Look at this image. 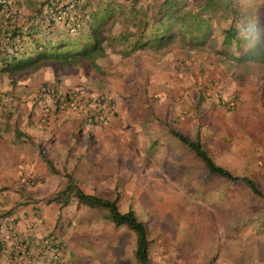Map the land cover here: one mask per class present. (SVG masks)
Segmentation results:
<instances>
[{"label":"rangeland","instance_id":"obj_1","mask_svg":"<svg viewBox=\"0 0 264 264\" xmlns=\"http://www.w3.org/2000/svg\"><path fill=\"white\" fill-rule=\"evenodd\" d=\"M39 2L22 0L5 10L26 18L33 25L27 28L32 30L33 40L47 43V38L56 40V35L39 32L37 20L30 16ZM124 26L119 18L116 28ZM217 27L213 25L214 35ZM25 36L22 44L29 47L31 33ZM36 49L32 43L27 52ZM106 54L109 56L102 57L113 71L104 76V84L89 86V80L81 78L82 83L75 78L82 72L83 77L97 79L98 71L87 62L61 68L44 65L37 71L14 74L19 80L31 76L29 85L22 88L31 104L38 84L51 82L61 87L65 84L63 78L66 89L80 86L83 93L103 92L114 98V113L121 117L112 126H94L110 138L96 135L95 128L87 123L79 125L83 136L76 128L73 130L78 135L67 134L79 141H70L67 157L77 160L86 190L106 197L116 190L121 192V209L133 206L147 225L153 264H264V211L257 197L243 183L206 179L204 164L175 143L165 125L155 118L156 114L192 137L199 130L205 147L219 164L236 174L253 177L264 190V66L238 64L216 52L213 42L186 49L179 39L132 55L123 56L109 49ZM107 86L118 90V94L112 95ZM204 87L207 90L199 103V92ZM233 93L237 99L229 108L227 101ZM149 109L154 114L147 119ZM58 113L45 116L47 125ZM86 135L90 140L83 139ZM35 143L38 152L43 149L41 140ZM35 175L31 171L27 176ZM21 177L22 182L26 176ZM48 204L42 208L44 213L40 211L43 225L37 224L42 226V233H31L32 228L18 230L30 245L54 229L68 241L63 244L67 264H136L132 253L135 234L131 229L104 220L97 209L72 204L61 211L57 203ZM75 227L78 230L72 231ZM110 238L112 243H103Z\"/></svg>","mask_w":264,"mask_h":264},{"label":"trees","instance_id":"obj_2","mask_svg":"<svg viewBox=\"0 0 264 264\" xmlns=\"http://www.w3.org/2000/svg\"><path fill=\"white\" fill-rule=\"evenodd\" d=\"M11 1L10 4L0 2V11L3 8H12L22 0ZM39 1L36 6H33L30 16H34L37 20L36 24L40 26L39 32L53 37L56 35V40L47 38V43L34 41L32 30L30 32L28 30L33 28V25L28 24L27 19L15 11L4 10L3 16L11 31L2 33L0 27V40L4 43L0 47V54L12 53V56L3 62L1 70L18 74L41 69L44 65L61 68L87 62L98 73L107 72V59L104 60L102 56H109L106 54L108 49L123 56L132 55L147 47L161 48L175 39H179L186 49L213 42L216 52L235 59L238 64L254 62L264 66V0H194L193 2H190L191 0H147L144 4L140 3V0ZM6 11H8L7 16H5ZM119 18L125 22V26L117 29L116 24ZM213 25H218L216 35L213 33ZM30 33V41L36 44L37 49L28 53L29 48L22 50L20 46L22 38H27L25 35ZM18 53L28 55L20 57ZM206 90L205 87L200 90L199 103L205 96ZM54 97L57 110H73L81 115L83 123H89L88 118L76 105L69 102L70 99L67 96L63 97L65 102L57 99V96ZM229 97L227 106L232 108L237 94L233 93ZM110 101H113V104L110 103L108 108L111 117L107 124L112 123V114L115 112L114 98L111 97ZM44 102H46L44 99L35 97L34 105L40 106V115L35 124L30 112L28 124L37 125L38 128L47 125L46 115L43 112V106L46 104ZM156 119L165 125L174 140L204 164L206 179L214 177L235 185L245 184L257 197L258 205L264 211V190L253 177L236 174L219 164L205 147L199 130L192 137L170 125L165 119L158 116ZM105 124L94 122L88 125L101 127ZM39 153L52 172H61L54 167L43 149H39ZM67 168L64 164L61 185L47 200L59 203L60 207L75 204L97 209L104 218L113 221L115 225H123L131 229L135 234L132 253L136 264H153L150 257L152 239L148 236L147 225L138 216L133 206H129L126 210L121 209V192L116 190L113 196L106 197L94 191H87L83 186V180ZM37 181L36 178L29 177L22 183L34 184ZM261 224L264 226V222ZM52 233L54 229L48 234L44 233V237H49L53 235ZM60 241L64 244L62 238ZM4 247V244L0 242V248Z\"/></svg>","mask_w":264,"mask_h":264},{"label":"crops","instance_id":"obj_3","mask_svg":"<svg viewBox=\"0 0 264 264\" xmlns=\"http://www.w3.org/2000/svg\"><path fill=\"white\" fill-rule=\"evenodd\" d=\"M4 10L5 9L3 8L0 11V27L2 33L11 31L3 16ZM31 45L32 43L29 44V47ZM18 55L21 56V53H18ZM22 55L24 57L26 56L24 54ZM11 56L12 55L5 54L4 52L0 55V225L8 218H13L14 220L16 218V226L19 231H29L28 229L32 228L30 230L31 233L34 231L36 232V230L39 233H42L43 231L39 230V228L42 227H40V225H43L40 213L43 212L42 208L47 203H49L48 205L57 203L55 201H48L47 198L52 196L61 185V181L63 180V165L65 164L68 167V170L77 173V175L75 174L77 177L79 176V178H81L80 176H83L81 170L77 168V160H68L67 157V152H69L67 149L70 148V141L74 140L71 137H67V134L78 135L77 132H74L73 130L76 128L79 129L80 135L83 136L82 129L79 128V125L83 124V121L82 117L76 113L74 114L73 111L70 112V110L61 109L56 111L60 112L58 115L56 114V118L52 121L50 120L48 125L43 128H38L37 125L34 126L32 124V126L28 124L27 119L30 112L31 118L36 124V120L40 115V106L34 105V103L31 104L29 99L25 97L26 92L22 89L25 84L29 85V78L31 76L27 79L19 80L16 75L1 70L3 62L10 59ZM106 69L107 72L101 71L98 73V77H95L97 79L91 77L88 78L87 76L83 77L85 73L82 72H80L81 77L75 78H78L82 83L85 82H83L81 78L87 81L89 80V86H94L95 84L100 83L104 84V76L108 74L109 71H113L109 67H106ZM91 80H93L92 83H90ZM99 80L101 81L99 82ZM63 82L65 84L60 85V88L66 89V81L64 78ZM107 88L112 95L118 94V90H115L111 86H107ZM116 110L118 111L117 105ZM151 114H154V112L152 113L149 109L146 118L149 119ZM120 117L121 114L115 115L114 113L111 118L112 123L109 126H112L114 121H118ZM93 128H95L94 132L96 135H108V138L111 137L110 134H104L106 131H102L94 126ZM119 128H122V126H119ZM115 129L113 132L117 133V130ZM140 134H143V131H140ZM86 138L90 140L88 135L83 137V139ZM35 140H41L40 147L44 146L43 151L46 152L47 158H49L51 162L54 161V163L52 162L54 167L61 172H52L42 156V160H38V157L40 156L38 149H36ZM74 141L75 143L79 142L78 140ZM31 171L36 174L35 176L38 180L37 183L23 184V181L21 182V180H23L21 177L22 174L26 176L24 177L25 179L28 178L27 175ZM92 177L93 175L91 178ZM83 186L85 188L84 183ZM99 187H101V185H99ZM57 205L59 210H65V206L60 207L59 203H57ZM60 214L61 213H59L58 216ZM58 216L55 218L54 223H56ZM103 219L107 220L104 217ZM94 222L99 223L96 219ZM39 223L40 225H37ZM30 225L32 227H30ZM77 228L79 227H75L72 231H77ZM61 238L63 239L64 244L67 245L68 241H66V238L62 236ZM103 243H112V238H110L109 241L104 240ZM116 243L115 240L114 244ZM98 244H100V242H98ZM106 254L112 256L110 252H106ZM0 264H12L8 250L5 248H0Z\"/></svg>","mask_w":264,"mask_h":264},{"label":"built area","instance_id":"obj_4","mask_svg":"<svg viewBox=\"0 0 264 264\" xmlns=\"http://www.w3.org/2000/svg\"><path fill=\"white\" fill-rule=\"evenodd\" d=\"M0 2L10 4L12 1L0 0ZM7 12H5V16L8 15ZM37 95L42 99L57 96L60 101H64L63 97L67 96L70 99L69 102L78 107L81 113L88 118L90 124L97 122L103 125L111 117L108 108L110 103L113 104V101H110L112 96L106 93L91 94L85 98V93L82 90L72 89L68 94L67 92L60 93L56 92L54 85L48 84L40 86ZM47 111L45 109L44 115H47ZM12 222L14 219L8 218L0 225V242L8 250L12 264H67L59 233L54 231L53 235L40 237L36 239L34 245H30L24 237L19 236L16 222ZM38 246L41 250L37 251Z\"/></svg>","mask_w":264,"mask_h":264},{"label":"clouds","instance_id":"obj_5","mask_svg":"<svg viewBox=\"0 0 264 264\" xmlns=\"http://www.w3.org/2000/svg\"><path fill=\"white\" fill-rule=\"evenodd\" d=\"M23 39V38H22ZM0 42H1V46H3L4 45V43H3V41H1L0 40ZM33 42V41H32ZM22 43H23V40H22ZM21 43V46H20V48L22 49V50H24L26 47H24L23 46V44ZM0 46V47H1ZM24 55H26V54H24ZM27 56V55H26ZM20 57H24L22 54H21V56ZM32 71H35V70H32ZM32 71H28V72H32ZM37 71V70H36ZM26 72V71H25ZM48 84H50V85H54V87L56 88V92L58 91V92H60V93H62V92H68V90H72V89H78V90H82L83 92H85L84 91V89L82 88V87H80V86H74V87H72V88H68V89H61L56 83H51V82H41L40 84H38L36 87H35V89H34V93H33V97H34V100H35V97H38V95H37V91L39 90V88H40V86H42V85H48ZM100 93H103V92H100ZM91 94H97V93H85V98H87L89 95H91ZM39 98V97H38ZM46 102H44V110H43V112H45V109H47L48 111H47V115H49V113H52L53 114V111H57V103H56V98L55 97H47V98H43ZM34 103V102H33ZM42 112V113H43ZM46 115V116H47Z\"/></svg>","mask_w":264,"mask_h":264}]
</instances>
